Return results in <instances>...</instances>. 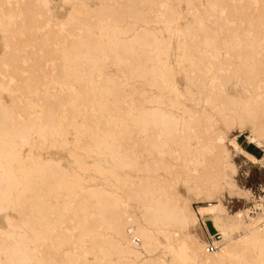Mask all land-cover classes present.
I'll use <instances>...</instances> for the list:
<instances>
[{"label": "bare ground", "instance_id": "obj_1", "mask_svg": "<svg viewBox=\"0 0 264 264\" xmlns=\"http://www.w3.org/2000/svg\"><path fill=\"white\" fill-rule=\"evenodd\" d=\"M73 1L57 33L49 0H0V264H264L256 193L229 223L218 196L262 160L236 139L264 147V0Z\"/></svg>", "mask_w": 264, "mask_h": 264}, {"label": "rangeland", "instance_id": "obj_2", "mask_svg": "<svg viewBox=\"0 0 264 264\" xmlns=\"http://www.w3.org/2000/svg\"><path fill=\"white\" fill-rule=\"evenodd\" d=\"M84 1L86 3H88L93 8L99 6V4L101 2V0H84ZM49 2H50V8L53 11L50 12V14H51L50 15V19H45V20H43L44 22L43 21L41 22V28L42 29H40V32H45V30L46 31H50L51 29L57 31L56 30L57 27L55 25L58 22L57 20L58 19H65L67 17V15L71 11V7H72V5H70V4H73L74 1L73 0H67V3H65L66 2L65 0H49ZM230 2H232L231 5L234 6V4H233L234 2H236V4L239 3V5L240 4L243 5L244 2H247V1H244V0H234V1L228 0V3H230ZM176 4L178 6V9L181 10L182 13L184 14V16L187 17L186 20H184V21L182 20L183 23L185 21H193L194 20V17L191 14H188V7H187L186 3L184 2V0H178V2H176ZM245 6H249V8H251L248 12L254 11L255 8H256L255 0H248V5H245ZM199 7H201V6H199ZM217 19H218L217 17H213L212 20H211V21H213L212 23H215L217 21ZM55 21H56V23H55ZM53 24H54V26H53ZM157 27H159V25ZM57 33H59V32L57 31ZM63 33L68 34L69 32L64 31ZM263 34H264V32H263ZM263 38H264V35H263ZM175 44H176V39L173 40V45H175ZM3 51H4V48L2 46V39L0 38V56H2ZM22 64L26 67L28 64L32 65L33 62L26 63V64L22 63ZM49 64H51L50 67H52V63L49 62L48 64H46V67L48 66L47 67L48 69L50 68ZM23 65L21 67H23ZM112 69H113V67H111V69H109V71L110 72H115V70L111 71ZM111 74H113V73H111ZM18 77L19 78L23 77V74L18 76ZM0 78H2V75H0ZM181 82H182V80L180 79V83ZM4 84H6L7 87H10L11 85H13L12 87H14V84H16V82H11V80L8 77H5ZM136 85L138 86L139 83H137ZM181 87H182V85H181ZM9 94H10V92L4 93L2 95L4 97V100H9V98H10ZM13 94H15V92H13ZM226 132H227V135H228L229 138H233L234 135L237 133L236 132V128L230 129V130H226ZM249 135H250V132L247 129L244 133L239 134L237 136L236 140L238 141V143H240V145L244 149L247 146L258 148L257 150L260 153L259 154L260 156L258 158H260L262 160L260 162H258V163H254L249 158L245 157L242 154H236V155L234 154V156L232 158V161H233V163H235L237 171L234 172L235 174H233V173L230 174V177H231V181H233L232 183L234 184V186L235 185L236 186L232 190L227 187L228 189L226 188V189H224L222 191L221 194H218V196L220 195L222 203H223L222 204V211L219 212V216L221 217V219L224 222L227 221L226 223H229V222L233 221V218H234V216H235V214L237 212H242L243 216L247 217L245 209L247 207H249L250 202L253 199L252 193L253 194H255V193L259 194L260 186H263L262 188L264 189V147H258L255 144L250 143L249 142ZM231 136H233V137H231ZM47 148L48 147H46L45 150L43 151V154H44L45 157L49 156L47 151H50L49 150L50 148L49 149H47ZM54 157H56V158L59 157V154L55 155ZM63 163H64V165L66 164L67 167L70 166V163L66 159L63 160ZM232 175H233V177H232ZM100 181L101 180L98 177V182L100 183ZM190 184H192V183L190 182ZM176 188L180 192V194L190 202L191 207L194 210H196L197 212H199L198 209L203 204L201 202L202 197L199 196V195L194 194L191 191H189L188 190V185L183 180L176 181ZM237 192H239V193H237ZM223 210H225V211L223 212ZM199 217H200V215H199ZM200 218H201L200 221L202 223L203 218L202 217H200ZM207 219H209L210 221H207ZM205 220H206V224H207V228L205 229L206 232L215 233L217 230L215 229V227L213 225L212 217L211 216H206ZM195 229H196V232L198 233V235L200 237L202 236L201 239L204 242L205 241L208 242V238H207V236H205L206 234L203 233L201 227L197 226V227H195ZM199 232H200V234H199ZM242 232H243V230H241V231L239 230V232H236L234 234L235 237L240 235V234H243ZM228 239L229 238H222L220 244L224 243ZM164 258H165L167 264H175V263H173L174 262L173 257L170 256L169 254L167 256H165ZM183 264H190V263L183 262Z\"/></svg>", "mask_w": 264, "mask_h": 264}, {"label": "built area", "instance_id": "obj_3", "mask_svg": "<svg viewBox=\"0 0 264 264\" xmlns=\"http://www.w3.org/2000/svg\"><path fill=\"white\" fill-rule=\"evenodd\" d=\"M260 192L259 194H256L255 201L251 204L250 211L251 215L257 214L258 212L264 211V190L259 188ZM203 227H206L205 223H203ZM221 242V235L216 231L215 233H212V235L209 234L208 238V251L214 252L218 249L219 243Z\"/></svg>", "mask_w": 264, "mask_h": 264}, {"label": "crops", "instance_id": "obj_4", "mask_svg": "<svg viewBox=\"0 0 264 264\" xmlns=\"http://www.w3.org/2000/svg\"><path fill=\"white\" fill-rule=\"evenodd\" d=\"M248 148H250L252 151H249ZM247 151H249L250 153L256 155V154H260L259 151L257 150L258 148H255V147H251V146H247L245 148ZM257 156V155H256ZM258 157V156H257ZM207 221H210L209 219H207ZM211 232V231H210ZM212 233V232H211Z\"/></svg>", "mask_w": 264, "mask_h": 264}, {"label": "trees", "instance_id": "obj_5", "mask_svg": "<svg viewBox=\"0 0 264 264\" xmlns=\"http://www.w3.org/2000/svg\"><path fill=\"white\" fill-rule=\"evenodd\" d=\"M248 150H249V151H252L250 148H248ZM256 155H257L258 157L260 156V155H258V154H256Z\"/></svg>", "mask_w": 264, "mask_h": 264}]
</instances>
